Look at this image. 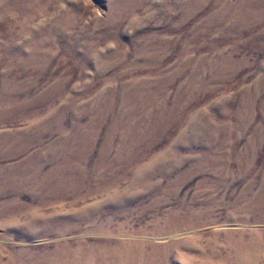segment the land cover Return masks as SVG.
Returning <instances> with one entry per match:
<instances>
[{
	"label": "rangeland",
	"instance_id": "374dc122",
	"mask_svg": "<svg viewBox=\"0 0 264 264\" xmlns=\"http://www.w3.org/2000/svg\"><path fill=\"white\" fill-rule=\"evenodd\" d=\"M0 264H264V0H0Z\"/></svg>",
	"mask_w": 264,
	"mask_h": 264
}]
</instances>
